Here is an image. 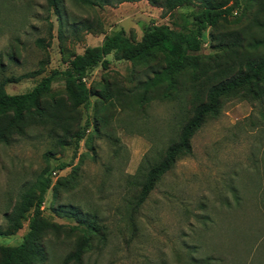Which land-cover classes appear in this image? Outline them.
Returning <instances> with one entry per match:
<instances>
[{
    "label": "rangeland",
    "instance_id": "374dc122",
    "mask_svg": "<svg viewBox=\"0 0 264 264\" xmlns=\"http://www.w3.org/2000/svg\"><path fill=\"white\" fill-rule=\"evenodd\" d=\"M258 1L240 0L230 15L205 29L202 60L216 55L219 34L251 19ZM107 2L99 7L61 0V25L48 0H0V78H15L5 84L6 92L29 91L114 30L122 28L139 40L149 24L186 29L190 13L205 5L191 0L168 12L149 0ZM107 59L108 68L98 65L86 76L93 90L98 92L105 82L130 87L145 78L143 65L112 54ZM178 82L172 97L134 110L108 109L109 104L103 109V100L91 95L80 107V123L88 119L89 126L76 152L73 140L60 146L38 127L0 143V226L6 225L4 215L22 190L42 169L51 172L42 216L57 227L40 237L45 258L35 264H264V116L257 100L224 98L219 114L207 118L193 135L192 154L179 158L161 177L131 224L129 200L136 189L129 184L131 176L145 157L160 159L192 113L196 86L187 75ZM51 92L65 97L61 76L52 82ZM61 162L68 166L58 169ZM65 206L77 208L97 228L81 258L67 263L84 225L57 214ZM27 230L24 221L14 234L0 235V246L19 244Z\"/></svg>",
    "mask_w": 264,
    "mask_h": 264
},
{
    "label": "trees",
    "instance_id": "16d2710c",
    "mask_svg": "<svg viewBox=\"0 0 264 264\" xmlns=\"http://www.w3.org/2000/svg\"><path fill=\"white\" fill-rule=\"evenodd\" d=\"M85 5L102 7L107 0H75ZM170 12L177 7L191 3V0H149ZM205 5L190 13L191 25L186 29H174L167 24L144 26L139 40H133L120 28L106 35L96 46H87L81 53L67 60L64 70H52L43 76L29 91L9 94L5 84L15 78H0V143L8 144L15 135H23L29 128L47 129L55 143L65 146L73 140L76 152L79 142L88 129L89 120L80 123V107L86 106L91 95L97 94L103 109H140L155 99H168L178 90L179 77L187 75L196 86L191 104L192 113L180 127L177 139L165 147L160 159L144 158L131 176L129 184L135 185L129 200V219L148 197L156 183L182 156L192 154L191 139L195 132L210 117H216L226 97L239 95L242 99L257 100L264 116V0H259L251 19L243 26L223 32L217 36L215 56L202 60V36L205 29L214 26L236 9L240 0H204ZM61 18V0H48ZM231 2V4H230ZM63 24V21H60ZM60 34L62 36V27ZM85 28L91 24L85 23ZM143 65L147 71L144 79L137 80L130 87L117 82H105L93 90L86 82V76L96 66L108 68L107 56ZM57 76L64 80L65 97L51 92V85ZM182 80L180 81V83ZM191 86V87H194ZM105 111V110H104ZM102 122L107 124L108 117ZM68 166L61 162L57 168ZM52 185L51 172L44 168L21 192L11 212L5 213L6 225L0 226V235L14 234L28 221V230L23 240L14 246H0V264H35L45 258L40 237L57 226L42 216V205L47 190ZM57 214L75 218L83 224L84 232L76 249L66 258L79 260L92 234L97 231L94 223L80 215L73 206L56 210Z\"/></svg>",
    "mask_w": 264,
    "mask_h": 264
}]
</instances>
